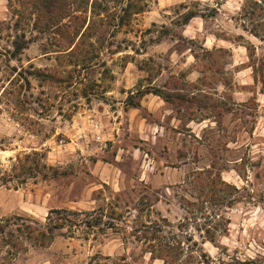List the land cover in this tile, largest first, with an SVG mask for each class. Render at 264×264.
<instances>
[{
  "label": "rangeland",
  "instance_id": "obj_1",
  "mask_svg": "<svg viewBox=\"0 0 264 264\" xmlns=\"http://www.w3.org/2000/svg\"><path fill=\"white\" fill-rule=\"evenodd\" d=\"M54 3L0 0V264H264L245 0ZM55 209L114 227L41 245Z\"/></svg>",
  "mask_w": 264,
  "mask_h": 264
},
{
  "label": "trees",
  "instance_id": "obj_2",
  "mask_svg": "<svg viewBox=\"0 0 264 264\" xmlns=\"http://www.w3.org/2000/svg\"><path fill=\"white\" fill-rule=\"evenodd\" d=\"M58 1L59 0H53V2H55L54 8L57 7ZM243 4L244 5L242 7L241 17L244 18L245 21L249 20L250 24L252 25L250 28L244 25L245 29H249L250 33H252L254 36L259 37L264 40V0H245V3ZM54 8L52 4L43 5V10H47V12H49L50 14H53V18H54V12H55ZM192 17H194V15L188 16L186 19V23H188ZM239 38H243L242 35H240ZM254 50L255 48L253 46L250 47L249 49L250 57L254 56V53H255ZM258 70L261 73L264 72V62L260 64L259 68L256 69V72ZM255 78H256V75H255ZM257 78L256 80L261 81L263 85V92H264V73L261 75V77H257ZM218 177L219 176H217V179ZM217 179H213L209 183V186H211L212 188V191H211L212 194L215 193V188L217 187V185H219V183L222 182L221 179L220 180H217ZM221 184H225L227 187H231V185L224 183V181L220 183V185ZM85 214H86L85 212L55 209V210L50 211L48 215V223L46 224V227L41 228V227L31 225V224H26L23 226H25V228L28 230L31 236L33 234H36L35 240H38V242H41V245H44L46 242L53 240L57 231H63L65 229L68 232H70V234H72L74 229L78 230L80 228L82 229L87 228L91 230H94V229L104 230L107 228L114 227L113 221H110L109 223H105L102 221L103 220L102 213L94 217H91L90 214H86V215ZM115 216H116L115 211H112L111 216L109 217L110 219H115L117 218ZM142 226L144 228L142 231V235L147 238H153L155 234L154 230H150V228L147 225H142ZM149 232L152 233V236L150 237H148ZM152 246L154 247V245Z\"/></svg>",
  "mask_w": 264,
  "mask_h": 264
}]
</instances>
